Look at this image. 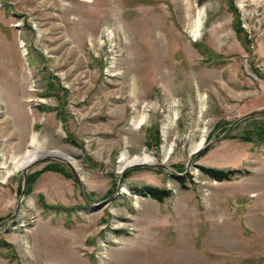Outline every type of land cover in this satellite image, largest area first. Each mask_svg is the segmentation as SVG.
I'll list each match as a JSON object with an SVG mask.
<instances>
[{
	"label": "rangeland",
	"instance_id": "374dc122",
	"mask_svg": "<svg viewBox=\"0 0 264 264\" xmlns=\"http://www.w3.org/2000/svg\"><path fill=\"white\" fill-rule=\"evenodd\" d=\"M258 110L264 0H0V264H264Z\"/></svg>",
	"mask_w": 264,
	"mask_h": 264
},
{
	"label": "bare ground",
	"instance_id": "6f19581e",
	"mask_svg": "<svg viewBox=\"0 0 264 264\" xmlns=\"http://www.w3.org/2000/svg\"><path fill=\"white\" fill-rule=\"evenodd\" d=\"M140 122L141 121L134 122V125L136 127H138L140 125ZM204 145H205L204 141H202L199 145H195L191 149L190 153H194L197 149H200V147H202ZM41 149H42V146L39 144V141L37 140L36 135H33L32 140L30 142V149L26 150L21 155L13 156L11 158V160H12L11 163L13 164L14 171H16V172L20 171V170L24 171L29 165H31L32 163H34L38 159L45 157V156H49L52 158H58V157L60 158V154H58V153L47 152V151H43ZM169 153H170V151H168V150L163 151L164 159L168 157ZM121 158H122V161H120L121 162V166L119 167L120 170H123L124 167H126V166L128 167L130 164H134L137 162L138 163H153L152 157H150L146 154L141 156V157L137 156V157H133V158H130L127 154H123ZM5 170L7 171V176L9 174H11V171L8 170L7 167H5ZM123 190L127 192L126 188H123Z\"/></svg>",
	"mask_w": 264,
	"mask_h": 264
},
{
	"label": "water",
	"instance_id": "95a60500",
	"mask_svg": "<svg viewBox=\"0 0 264 264\" xmlns=\"http://www.w3.org/2000/svg\"><path fill=\"white\" fill-rule=\"evenodd\" d=\"M258 114H264V110H258V111H252V112H249L247 114H245L244 116H242L240 119H237L234 123H232V125H230V127L216 140H214L213 142H209L207 143L206 145L200 147V149H197L194 153H191L190 157H189V160H191L196 154L200 153L202 150H204L205 148L211 146L212 144L216 143L217 141H219L221 138H223L228 132L229 130L239 121V120H242L246 117H249V116H253V115H258ZM50 158L49 156H45L43 157L42 159H38L37 161H35L34 163H32L31 165H29L24 171H23V183H22V188H21V193H20V196H19V201L17 203V206L15 208V213L17 212L19 206H20V202H21V199L22 197L24 196L25 194V190H26V179H27V171L28 169H30L32 166H34L39 160H45V159H48ZM59 159H61L62 161L66 162L68 164V167L77 183V186L79 187V190L81 191L82 193V196L83 198L85 199V193L83 191V187H82V183H81V180L78 176V173L76 172V168L72 165V163L67 160L66 158L64 157H60ZM190 162V161H189ZM154 165H157L159 168H163L165 170H167L168 172L172 173V174H175V175H178V173L172 171L168 166H165L164 164L162 163H134V164H130L128 167H124V169L122 170V175L124 174V172L129 169V168H133V167H149V166H154ZM122 183V178L119 179V182H118V185H121ZM117 193V192H116ZM115 193V195H116ZM114 197V195H113ZM112 197V198H113ZM105 203V201L101 202V203H98V204H95L96 207L97 206H100L101 204ZM95 207V208H96ZM14 213V214H15ZM13 214V215H14Z\"/></svg>",
	"mask_w": 264,
	"mask_h": 264
},
{
	"label": "trees",
	"instance_id": "16d2710c",
	"mask_svg": "<svg viewBox=\"0 0 264 264\" xmlns=\"http://www.w3.org/2000/svg\"><path fill=\"white\" fill-rule=\"evenodd\" d=\"M238 34L241 35L242 30L238 27ZM244 42L246 43V40L244 39ZM201 171L208 175L209 177H212L218 181L221 180H229L231 179L238 170L235 169H215V168H207V167H200ZM179 182L184 184V179L177 178ZM29 182V179L27 180ZM30 183V182H29ZM144 192L149 194L154 199H157L158 201H163L165 197L168 196V191L166 189H160L155 187H146L142 188Z\"/></svg>",
	"mask_w": 264,
	"mask_h": 264
}]
</instances>
